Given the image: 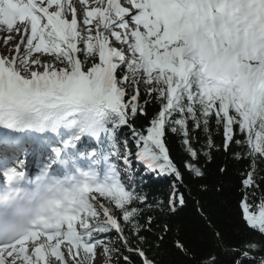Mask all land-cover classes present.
<instances>
[{"label": "snow or ice", "instance_id": "1", "mask_svg": "<svg viewBox=\"0 0 264 264\" xmlns=\"http://www.w3.org/2000/svg\"><path fill=\"white\" fill-rule=\"evenodd\" d=\"M0 33V264H158L187 204L169 132L195 179L214 149L249 162L237 208L253 238L226 252L264 264V0H0ZM153 176L172 178L167 201L142 192Z\"/></svg>", "mask_w": 264, "mask_h": 264}, {"label": "trees", "instance_id": "2", "mask_svg": "<svg viewBox=\"0 0 264 264\" xmlns=\"http://www.w3.org/2000/svg\"><path fill=\"white\" fill-rule=\"evenodd\" d=\"M155 111L153 107H149V117ZM137 125L146 126L144 118L137 120ZM213 139L219 146L222 144V130L217 131L213 126ZM165 142L169 148L170 155L184 175V183L180 191L185 194L187 204L182 211L174 216H169L167 222L172 225V231L166 238V243L162 248H152L149 255L152 256L158 264H198V262L208 253L215 252L219 255L222 264H228L231 257L227 254L226 249L230 246H239L244 241L252 239L253 235L249 232L240 220L237 204L239 201V192L241 188L242 173L248 170V161L244 159H235L232 153H226L221 150H213L211 160L201 157L200 166L205 172L203 180L193 178L185 170L183 164L187 156L181 138L179 135L168 133ZM206 143L205 135L199 134V140L195 143V147L201 150ZM241 151L233 146V152ZM225 167L227 172L221 174L219 168ZM264 169V164L260 165ZM260 175L264 176V171ZM173 180L168 176H153L146 184L142 186V192L146 193L149 200L167 201L171 192ZM201 184L207 186V191L201 189ZM222 187V192L216 189ZM264 187V185H262ZM199 200L204 206L207 215L215 224L216 229L222 232V246L218 245L212 230H210L205 222L200 218L195 210V201ZM158 215V213H147V215ZM157 223H163L164 217ZM153 231H158L155 227ZM179 238L184 241L194 256H183L173 247L174 241ZM151 239V237H150ZM138 260L139 258H134Z\"/></svg>", "mask_w": 264, "mask_h": 264}, {"label": "rangeland", "instance_id": "3", "mask_svg": "<svg viewBox=\"0 0 264 264\" xmlns=\"http://www.w3.org/2000/svg\"><path fill=\"white\" fill-rule=\"evenodd\" d=\"M0 35H3V33H0ZM98 259L100 260V263H99V264H103V257H99ZM98 259H97V261H98ZM97 261H96V262H97ZM96 264H97V263H96Z\"/></svg>", "mask_w": 264, "mask_h": 264}, {"label": "bare ground", "instance_id": "4", "mask_svg": "<svg viewBox=\"0 0 264 264\" xmlns=\"http://www.w3.org/2000/svg\"><path fill=\"white\" fill-rule=\"evenodd\" d=\"M96 263L99 264L100 263V260L98 259V261Z\"/></svg>", "mask_w": 264, "mask_h": 264}]
</instances>
